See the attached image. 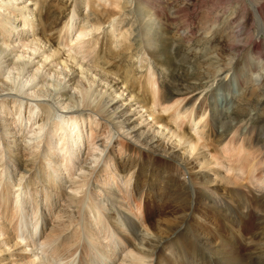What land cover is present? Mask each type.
<instances>
[{
	"label": "bare ground",
	"instance_id": "1",
	"mask_svg": "<svg viewBox=\"0 0 264 264\" xmlns=\"http://www.w3.org/2000/svg\"><path fill=\"white\" fill-rule=\"evenodd\" d=\"M173 1L177 0H0V87L2 91H7L3 97L11 98L10 101L0 102V110L5 107L8 111L5 115L0 111V127L2 124L5 125L0 128V140L4 142V149L0 150V161L5 159L1 165L6 173H18V177L15 178L18 183L13 185L21 187L20 195H18L20 199H17L12 195L11 187L1 180L3 173L2 169L0 170V258L2 255H9V260L0 259V264L6 260L10 261V258L13 264H42L36 263V258V260L33 259L31 246H35L36 242L31 241L32 238H30L23 245L21 241L19 242L15 229V234H12L11 226L17 223L19 211L23 212L25 207L27 210L33 208L34 223L40 222V235L45 236L42 238L43 241L56 244L52 253L61 258L63 264H111L113 262L114 258L106 257L108 251L104 247L98 248L99 239H93L95 230L92 232V228L89 227L92 223L100 225V229L110 238V244L113 247L111 256L118 255L121 260L119 264H160V254H164L165 250H167L166 255L174 256L176 261L186 264H190L189 257L196 260V264H240L235 253L231 251L232 245L227 238L218 235L214 239V233L207 231L205 223L194 221L188 212L194 203L187 206L190 202L186 201L188 199L185 196L183 197L186 191L195 194L196 198L205 196V199L196 200L199 203L198 206H203V209H210L212 212L217 210L228 212L231 210V204H236V201L229 197L228 192L227 201H224L218 190L220 186L226 187L233 182L237 183L234 177L221 175L218 168L223 162H217L213 154L203 151L204 146H198L201 139H209L211 136L209 129L214 127L213 124H218V119L222 116L221 111L217 109V103L212 100L214 90L209 94V102L205 97L206 107L210 111L208 116L206 108L197 109L196 102L199 97L196 99L195 95L190 97V105L185 103L182 109L180 106L185 102L184 100L168 104V98L171 97L168 89L164 83L158 82L167 76L165 75L167 73H163L165 71L159 72L163 66L166 67L170 59L167 56L168 47L166 46L170 45V42L175 43L168 36L170 17L178 16V11L181 8L185 10L184 6L191 3L190 0H182V4L177 2L175 6H172ZM230 1L232 0H229L225 10L211 11L214 5L220 6L216 3L218 0L209 5L202 4L208 5L205 8L208 16L204 19L205 23L203 22L205 36L202 35L201 39L195 42L202 48H194V50H192L193 47L187 48L181 60L201 58L203 60L201 63L208 66L203 77L194 75L197 81L209 82L208 80L212 78L215 80L223 76L218 79L219 83L227 78L230 80V83H227L228 80L225 81V89L236 84L238 90L240 83L246 80L254 82L256 89H263L264 50H261L262 56L259 57V64L262 66H258L251 55L250 61H246L247 63L240 68L239 58L246 56L247 52L250 53L248 51L250 47L260 50L264 44V0H238L236 4ZM85 10L87 11L84 12ZM182 23H184L183 19ZM250 27H253L256 37L252 33L253 35L249 36V44L244 46L242 36L248 33ZM184 28L193 39L194 34L188 25ZM190 38L181 33L179 37L177 36V39H188L187 43L191 45L193 42ZM257 38L258 42L255 41ZM219 40H223V44L228 46L227 62H222L221 48L214 49L213 45ZM203 48L209 51L204 52ZM82 52L84 54L80 55ZM198 54L203 55L198 56ZM135 55L136 62H139L138 67L132 61ZM127 56L135 66H132L130 61L126 64L122 61ZM35 60H37L36 63H34ZM145 64L153 66L150 70L153 75L148 76L145 73L138 75L139 71L146 67ZM34 65L38 66L34 68ZM42 65L45 69L49 68V74H43L44 69L40 67ZM51 72L57 74L56 80L50 77ZM154 74H159L158 81L155 80ZM61 78L66 80L65 82L69 83L71 88L62 83V80L59 81ZM23 79L25 82L22 81ZM190 79L192 78L187 77L186 81ZM156 87L158 88L155 92ZM204 87V83L202 85L198 82L193 85L187 83L184 90L177 88L178 93L175 95L188 92L187 89L190 93H195L196 90ZM32 88L37 89V92L34 91L32 95H28L27 92ZM261 92L260 100L264 103V91ZM53 97L67 101L65 108L76 107L74 111L68 112L73 115L69 121L58 124L56 129L45 133L44 118L37 121V115H34L35 107L30 106L26 118L27 121H34V123L30 122V126L26 123L25 126L23 125L26 106L23 108L21 99L25 98L30 104H36L38 108L54 113L55 110L51 107ZM33 98L37 101L39 98H48L51 101L48 103L40 99V102H36L32 100ZM8 104L10 107L5 106ZM11 108L15 111L13 116H16L18 122L22 118L17 130L24 135V139L21 138L22 142L28 139L27 133L32 134L34 141L36 140L32 148L39 149V145L45 138L42 148L37 153H32L34 157L31 160H25L27 162L24 163L18 156L17 141L6 144L8 140L6 137L10 132L7 131L8 126L6 127L3 122L8 120L7 116L11 114V110L9 111ZM173 109H175L174 113L170 115L169 111L173 112ZM140 111H144L141 116H139ZM167 112L169 113L166 114ZM84 113H87L86 117L94 116V119L88 118L89 121L85 118V123H79L81 120L78 121L77 117H82ZM144 113L147 115L144 116ZM47 116L46 119H49ZM137 116L139 118H136ZM186 119L188 129L177 131L178 128L174 127V125L177 126V120ZM86 120L92 123L89 136L93 140L101 137L97 129L100 121L101 127H104L103 121L107 125L105 128L111 126L115 128V133L106 139L105 144L98 145L94 142L95 149L101 155L105 154V158L102 160L101 157H96L93 163L96 162V166L101 163L102 166L100 165L101 167L96 170V166L91 169L79 164L76 173L71 175V179L76 177L82 180H73V187H66L62 185V180L66 179L68 172H64L63 177L61 170L75 162L76 151L84 134L83 126L88 125ZM144 122H146L145 125ZM58 129L66 138L68 137L62 146H71L65 150L69 157L66 159L68 166L63 168L56 164L51 166L57 157L54 152L60 149L53 148L54 137L61 135L59 132L53 136ZM191 130L195 134L191 133ZM25 131H27L26 134H24ZM40 133H42L41 139L38 138ZM115 134L122 137L127 144L123 147L124 154L117 157L110 147ZM58 139L62 138L58 136ZM172 139L173 142L168 146ZM55 146L57 147V144ZM134 150L137 153L143 152V155H133ZM46 164L49 166L46 167ZM159 167L164 170H159ZM170 167L175 170L181 168L180 170L183 169L185 172L189 171L193 181L187 180V177L179 181V173H171ZM227 170L231 168L227 167ZM94 172H100V176L93 186L91 177ZM102 176L106 179L112 176L111 183H103ZM180 185L182 188L178 193L176 188ZM89 186H93L94 190L88 191ZM117 186L122 188L121 194ZM38 188H41V192L44 193L43 204L37 199ZM138 189L140 192H137ZM156 192L176 194L168 195L174 204L181 203V200L185 198L186 206H180L181 215L178 214L155 229L153 223L145 226L140 223L139 218L134 219L132 215L134 209L130 202H125V198L128 196L130 201L134 198L142 200L144 197L146 201ZM27 194L34 196L29 204L25 200ZM54 197L61 206L58 214H54L56 218L61 219L63 215L68 214V218L72 216L75 220H71L72 217H70L65 222L62 221L58 227L50 224L48 218L56 204L52 203ZM22 199L25 200L24 204L18 202ZM219 203L222 204L219 206ZM83 217H85L84 220ZM259 217L256 228L253 226L255 229L252 230V235L264 237V215ZM87 218H90L89 222ZM24 219L26 221L27 218ZM238 219L241 218H234L231 228L240 237H244L241 232L244 228ZM70 227L73 228L70 235L62 236V232ZM201 227L208 232L209 236L200 232ZM251 243L252 240L248 242L250 245ZM79 248H84L88 255L76 262L73 256ZM119 250L127 253L122 257ZM102 256L106 257H104L105 260ZM224 257H230L231 262ZM249 263L264 264V251L258 250ZM165 264L171 263L167 260Z\"/></svg>",
	"mask_w": 264,
	"mask_h": 264
},
{
	"label": "rangeland",
	"instance_id": "2",
	"mask_svg": "<svg viewBox=\"0 0 264 264\" xmlns=\"http://www.w3.org/2000/svg\"><path fill=\"white\" fill-rule=\"evenodd\" d=\"M190 1H191V3L189 5L184 6L185 10H182L183 8H181L178 11L179 12L178 16L174 15V17H173L171 15L170 20H169L170 24H168V25H169L170 32H169L168 36L171 38L172 42H175V43L172 44L170 42V45L168 44L166 46V47H168L167 56H169L170 59H169V62L166 64V67L163 66V68L159 69V72L161 70L165 71L163 73H167V74H165L167 76H165L160 81H158L159 74L158 75L154 74V76H155L156 81H158L159 83H161V82L164 83V85L168 89V93L171 96L168 98L169 99L168 104L176 103V102H178V100H184L185 101L180 106V109H182V107H183V105H185V103H188L190 105L189 99L192 95L193 96L195 95L194 98H196V99L199 97L197 102H196L197 109H200V110L202 108L207 109L206 98H207V102H209L210 101L209 94H211V92L214 90L215 93L212 97V100H214L217 103L216 104L218 107L217 109L219 111H221L222 116L220 117V119H218L219 123L213 124L214 127L209 129L208 132H210V135H211L209 137V139L208 140H202L201 139L200 142H198V146H204V148H205V149H203L204 152H206L208 154L209 153L213 154V156L215 157V160L217 162H219V163L223 162L219 165L220 168H218V170L221 172L222 176L231 177V178L234 177L236 179L237 184H234L235 182H233L232 184H230L226 187L220 186L221 188L218 190L220 193V197L222 196L221 198H224V201H227V192H228V194L230 193L229 197H231L232 200L234 199L236 201V204H233V205L231 204V206H232L231 210L228 212H225L224 210L223 211L217 210L216 212H214V211L212 212L210 209L206 208L208 210L207 211V210L203 209V206H198L199 203L196 202L197 199H202V198L205 199V196H202V197L198 196L196 198L195 194L186 191L185 194L183 195V197L185 196V198L188 199L186 201L190 202V203H187V206H189V204H191V203L192 204L194 203L193 206L191 207V209H188V212H190V215H192L191 217H193L194 221H196V222L201 221V223H205V227L208 229L207 231H211L214 233V239H216L218 237V235L221 236L222 238H227V241L230 242V244L232 245L231 251L233 253H235L234 255L239 260L238 263L250 264L249 263L250 259H252L254 256H256V253L258 250L262 249V251H264V237L261 235H257L258 237L252 235V230H254L256 228V225L258 224L257 219L260 218L259 216L264 215V189H262V187H264V103L261 102V100H260L262 98V96H261L262 92L261 91H264V88L263 89H261V88L256 89L254 87V85H255L254 82H251L250 80H246V81H242L240 83V88H239L240 90L239 89L237 90L236 84L229 86V89H225V86H224L225 81L228 80L227 83H230V80L227 78V79H224V81H222V82L220 81V83H219L218 79L223 78V76L217 77L215 80L212 78V80L211 79L208 80L209 82H207V81L200 82V81L196 80V76H194V75L198 74L201 77H203L204 72L207 71L208 66H206L205 63H201L203 61L201 58L196 59L194 57L191 59H186L185 61L181 60V59L184 56V54H186L185 50H187V48L193 47L192 50H194V48H202V46L196 44L195 42L197 40H200L202 35L205 36V32L203 31L204 30L203 29L204 28L203 22L205 21L204 19L208 16V13L205 12V8L209 5V3L216 2L217 0H202V2H201V0H190ZM232 1H230V2L231 3L235 2V4H236V2H238V0H235L233 2ZM177 2L182 4V0H177L176 2L173 1L172 6H175L177 4ZM216 3H218L220 6L214 5V7H213V9H211V11H214L215 9L225 10L229 4V0H218V2H216ZM202 4H208V5L204 6ZM86 11L87 10H85L84 12H86ZM169 13H171V11H169ZM205 13H207V14H205ZM248 16H250V11H248ZM182 19H183L184 23H182ZM185 25H188V28L190 29V31H192V34H194L193 39L187 33V31H186L187 29L184 28ZM190 25H191V27H190ZM175 26H178V28H174ZM182 29H183V31H182ZM180 33H181V35L185 34V36H187L188 38L191 37L190 39H192L193 44H191V45L188 44L187 43L188 39H182V40L177 39V36L179 37ZM252 33L256 37V33H254L253 27H250L248 33L246 32L245 35L242 36V45L247 46L249 44V42H250L249 36L253 35ZM173 34H174V36H173ZM255 41L258 42V38L255 39ZM223 42H224L223 40L222 41L219 40L215 44L213 43L214 44L213 46H214V49H217V47L221 48V54L220 55L222 58V62H225V61L227 62V60H228V58H227L228 46L224 45ZM196 45H198V46H196ZM261 47L262 48H260V50L259 49H253L252 47H250L248 50V51H250V53L247 52L246 56L239 58V62H240V66H241L240 68H242L244 66V64L247 63L246 61H250L251 55H252V59H255V63H257L258 66H262V64H259V60H260L259 57H260V55L262 56L261 50L262 51L264 50V44ZM207 50L208 49L205 50V48H203L204 52H207ZM19 51H21V50H19ZM28 52H30V51H28ZM83 54L84 53L82 52L80 55H83ZM216 54H217V51H216ZM201 55H203V54H198V56H201ZM135 57H136V55L133 57L132 61H134L135 62L134 64L137 65L136 67H138L139 62H136L137 59ZM37 60H35L34 63H36ZM122 61H125V64L130 61L132 66L134 65L128 56L123 58ZM84 62L86 63V60ZM113 62H117V60H113ZM38 65H40V64H38ZM37 66L34 65V68H36ZM40 67L42 70L44 69L43 71L41 70L43 72V74L44 73L49 74V72H48L49 68L46 67V69H45V68H43V65ZM152 67H153L152 65L147 64L146 67L143 68V70L139 71L138 75H140L142 73H145L148 76L153 75L152 71H150ZM261 73H262V71H261ZM50 75H51L50 77L52 79L56 80L57 74H54L51 72ZM168 76H169V78L167 79ZM262 76H264V73H262ZM187 77L188 78L191 77L192 79L186 81ZM172 78L174 80H171ZM61 80H62V83H65V85H67L68 88H71V85L69 83L65 82L66 80H63L61 78L59 81H61ZM22 81L25 82V79H23ZM196 82L200 83V85H202L204 83L205 87L196 90L195 93H190V90L187 89L186 91H188V92L180 93V95H178V96L175 95L178 93L176 91L177 88L184 90L187 87V83H189L190 85H193ZM30 84H32V83H30ZM157 88L158 87L155 88V90H154L155 92L157 91ZM34 91L37 92V89L32 88L31 90H29L27 92V94L32 95V93ZM72 92H74V90H72ZM5 93H7V91H2L1 87H0V102H2L3 100L4 101L5 100L10 101L11 100L10 97H5V98L3 97V95H5ZM55 97H53L54 101L51 102L52 103L51 107H53V109L55 110L54 113H50V112L48 113L47 109H45V111H46L45 112L43 108H41V107L38 108L37 106H35L36 104H30L29 101H27V99H25V98L21 99V101H22L21 103H23V108H25V106H26L25 118L23 116V121H24L23 125L25 126V123H26L27 126H30L31 125L30 122H32V124L34 123V121H27V118H26V115L29 112L30 106L35 107L34 115H37V121L39 119L41 120V118H44V120H45L44 132L45 133H47L51 130L53 131L54 129H56L58 124L59 125L62 123L65 124L67 121H69V119L73 115L68 113V112L74 111L76 109V107H74V108L69 107V109L65 108V106L68 102L63 100V98L57 97L55 99ZM124 97H125V94H124ZM40 99H42L43 101L48 102V103H50L49 101H51L48 98H39V101H37L36 98H33L32 100H35L36 102H40L41 101ZM200 102H201V104H200ZM5 106L10 107V104L5 105ZM174 110L175 109H173V112L170 110L169 111L170 113L167 112L166 114L169 113L170 115H172L174 113ZM207 110L208 111L206 112V115L210 116L209 108ZM0 111H2L1 113H3L4 115L6 113L8 114V111L6 110L5 107H2V109ZM9 111L11 114L7 116L8 122L4 121L5 120L4 117L2 118V120L4 121L3 123L6 124V127L8 126L7 131L10 132L8 134V136L6 137V138H8V140L6 141V144H8L9 142H16L17 141L16 144L18 146V152H19L18 156H19L20 160L23 161L22 163H24V162H27L25 160H31L34 157V155H31L32 153H37L38 150H40L42 148V144L44 143L45 138L42 137L43 140H42L41 145H39V149H33L32 147L36 144V140L34 141V138H33L34 136L32 134H29V133H27V131H25L24 134L27 133L26 136H28V139H26L25 141L22 142V140L24 139L23 138L24 135H21V132L20 133L17 132L19 122L22 121V118L18 122V120L16 119V116L15 115L13 116L15 111H13L12 108L9 109ZM143 112L144 111H140L139 116L143 115ZM47 115H49V116H47ZM85 115L87 116V113H84V115L82 117L81 116L79 118L77 117L78 121H79V119L81 120L79 123H83L85 121V118L86 119H88V118L94 119V116H92V115L90 117H86ZM146 115L147 114L144 113V116H146ZM46 116L49 117V119H46ZM136 118H139V117L137 116ZM149 119L151 120L152 118H149ZM46 120H47V122H46ZM88 120H86V122L88 123L87 127H85L86 124H84V126H83V128H84L83 133L84 134H83L82 142L80 143V145L76 151L75 162L70 167L68 166L67 161H66V159L69 157V154H67V152L65 151L69 146L68 145L62 146V143H65L66 142L65 140H67L68 137L66 138V136L64 134H62L63 132H61V130H59V129L56 133H53V136H55V135H57V133L59 134V132H60L61 135H58V136H60L62 139H58V136H55L53 139L54 140L53 143L57 144V147L54 144L55 147L53 146V148L59 147L60 149H58L56 152H54V154L57 155V157H56V159H54L56 161L55 162L53 161L51 166L53 167L54 164H56L57 166L60 165V167H62V168L66 165L68 166V167H64L65 168L64 170H61V171H63V174L61 175L63 177L65 176V173L68 172L66 174L67 175L66 179L62 180L63 186L73 187V184H72L73 180L74 181L75 180L76 181L82 180V178L80 179V178H76V177H75L76 179L75 178L71 179V175L76 173V169L78 168L79 164L84 165L86 168L91 167V169H93V167L95 168V166H96V162L93 163V160H95L96 157L97 158L101 157L102 160L105 158V154L101 155V153L95 149L96 143L94 144V142H97L98 145H101L102 143L105 144L107 141L106 139L110 138L111 134L113 135L115 133V130H114L115 128H113L111 126H109V128H105V126H107V125L103 121H102V124H104V127H101V121H100V124L98 126L99 128H97V129H98V133L101 137L93 140V138H90V136H89L90 135L89 128H90V125L92 123L89 122L90 120L89 121ZM177 122H178L177 126L174 125V127L178 128L177 131H179V129L183 130V131L188 129L187 119L184 121L177 120ZM220 123H221V125H223V127H221ZM145 124H146V122H144V125ZM68 125H69V123H68ZM2 126H5V125L2 124L1 127ZM93 126H95V125L93 124ZM229 126H230V128H229ZM141 129H143V128H141ZM245 131H248V132L246 133ZM249 132H250V134H248ZM191 133H194V132H192V130H191ZM41 134L42 133H40L38 136V138H40V139H41ZM258 134H259V137H258ZM29 135H31V136H29ZM117 135L118 134H115V136L111 140V144H110V147L113 149V153L116 154V157L123 155L124 154V151H123L124 148L123 147H124V145L127 146L126 141L122 137L117 136ZM84 136H85V138H84ZM246 136H247V138H246ZM21 138H23V139H21ZM29 139H31V140H29ZM70 141H72V140L70 139ZM166 141L168 143V139ZM171 142H173V139L169 142L168 146L170 145ZM3 143L4 142L2 140H0V150L4 149ZM250 147H253V148H250ZM69 148H71V146ZM197 148H199V147H197ZM229 148L231 150H229ZM58 151H59V153H58ZM133 155L140 156V155H143V152L140 151L139 153H137L134 150ZM3 156H4V154H3ZM4 161H5V159H3V161H0V165L2 163H4ZM63 163H64V165H62ZM100 165H101V163L99 164V166H96L97 168H95V169L97 170L99 167L102 166V165L101 166ZM47 166H49V164H46V167ZM2 167L3 166L1 165L0 170L2 169V173H3V175H1L2 176L1 180L5 181V183L9 187H11L12 195H14V197H16L17 199H20V197H18V195H20L21 187H17V185H13V184L18 183L17 181H15V178L18 177V173H16V172H14L13 174L6 173L5 168H2ZM72 167H75V168L71 169ZM227 167L231 168V170H227ZM31 169H33V168H31ZM158 169L161 171L164 170L161 167H159ZM179 170H175L174 168H171V167L169 169V171L171 173H179V176H178L179 181L183 177L184 178L187 177L186 179L187 180L190 179L191 182L193 181V176L189 171L185 172V170H183V169L180 171ZM6 175H7V177H6ZM68 175H70V176L68 177ZM39 176H40V174H39ZM99 176H100V172H94V174L92 175L91 184L93 183V186H94V182L96 181V179ZM104 176L101 177V181L105 184L111 183L112 176H110L108 179H106V177H104ZM232 185H233V187H232ZM93 186H89L88 191H91V190L93 191L94 190ZM0 187H1V185H0ZM16 188L19 190L18 192L16 191L17 190ZM181 188H182L181 185L176 188L178 193H179V190ZM236 188H238V189H236ZM118 190H120L119 193L121 194L122 188L118 187ZM190 190H192V189H190ZM41 191H42V189L40 188L39 193H38L39 195H37L38 196L37 199H38V201H42V204H43L44 201L42 200L43 199L42 195H44V193ZM184 191H185V188H184ZM137 192H140V189H138ZM146 194H148V193H146ZM146 194H143V195L146 196ZM171 194H173L174 196L176 195L172 192H164V193H157L156 192V193L152 194V196L150 194L151 198L148 200L146 199V201H145L144 197L142 198V200H137L136 198H134V199H130V201H129L128 196H127V198H125V202L126 203L130 202L132 208L134 209V213L132 214L134 219L139 218V221H141L140 223H143L145 226L153 223V224H155L154 228L156 229L158 226L163 225L165 222L175 218L178 214L181 215L182 211L180 212V206L181 205L186 206V203L184 202L185 198L183 200H181V203L176 202L174 204L172 202V200L168 198V195H171ZM32 197H34V196L30 195V194L25 195V198H26L25 200L28 202V204L31 202ZM122 197H125V195H122ZM238 197H240V198H238ZM54 199H55V197L52 199V203H56V204L54 205L55 207H53V210H51L48 219H49L51 225L55 224V227H58L60 224H62V221L65 222L67 219H70V217H72V216H69V218H68V214H66L65 216L63 215V217L61 219H57L56 215L58 214L57 212H59V209L61 208V206H59L60 202H57ZM25 200L22 199L21 201L19 200L18 202L22 204L23 202H25ZM221 204L222 203H219V206ZM176 205H178V206H176ZM55 213H56V215H54ZM227 213L229 215H227ZM18 215L20 217L18 216L17 223L15 222L16 226L14 224L11 226L12 234L13 235L15 234V231H14V229H15L17 231V235L19 236L18 240H19V242L21 241V243L23 245L26 244L25 241L29 240L30 238H32V239H30L31 241L36 242L35 246H31L33 248V255H34L33 259H35V258L37 259V260L35 259L36 263H42V264H60L61 263V264H63V260L61 258L55 256L52 253L53 248L56 246V244L55 243H49V242L46 243L43 241L42 238H44L45 236L40 235L41 234V224H40V222L38 224L34 223L35 220L33 217V215H34L33 208H29L27 210V208L25 207V210L23 212L19 211ZM25 217L27 218L26 221L24 219ZM233 217L234 218H241L240 220L238 219V222L241 221V223H242V226L244 229L241 230V232H242V235L244 237H240L236 233L235 230L234 231L232 230L231 227L233 226L232 223L234 221ZM231 218H233V220H230ZM84 219H85V217H83V220ZM71 220H75V218L72 217ZM89 220H90V218H87L88 222H89ZM185 220L189 221V219H185ZM24 222H25V224L27 223L26 225H28V226H26L24 224ZM140 223H138V224H140ZM157 223H159V224L157 225ZM36 226H38V227H36ZM72 227L74 228V224L72 225ZM72 227H70V229H68V230H64L62 232L63 233L62 236H64L65 234L70 235L69 233L72 231V229H73ZM89 227L92 228V232H93V230H95L93 232L95 234L93 239L94 240L99 239L97 241L98 242V248L100 249L101 246L104 247L105 250L108 251V255L106 257L109 259L114 258V260H113V262H111V264H119L121 261L119 259V256L118 255H117V257L111 256V254H112L111 251H112L113 247L110 244L111 243L110 238H108L107 234H105V232L100 229V225L98 226V224L94 225V223H92V224H89ZM199 230L202 234H205V235L208 234V232L203 227L199 228ZM207 236H209V234ZM251 240H252V243L250 245V244H248V242H250ZM121 249H123V248H121ZM166 252H167V250H165L164 254H160L161 255L160 256V260H161L160 264H165L167 262V260L171 264H186L185 262L182 263L180 261H176L174 256L166 255ZM119 253L121 254L120 256L123 257L124 256L123 254H125L127 252L124 253V252L119 250ZM75 254L76 255H74L73 257L76 258V262H78V260L81 257L85 258L88 255L84 248L83 249L79 248ZM104 257L105 256H102V259L105 260L106 257L105 258ZM3 258L8 259L9 255H2L0 259H3ZM224 259L231 262L230 257H227V258L224 257ZM189 261H190V264H196L195 263L196 260L192 259L191 257H189ZM2 264H13V261L10 258V261H7V260L3 261ZM252 264H254V263H252Z\"/></svg>",
	"mask_w": 264,
	"mask_h": 264
}]
</instances>
